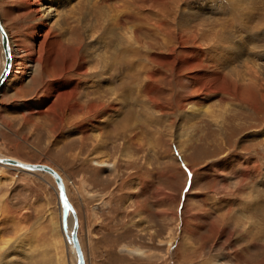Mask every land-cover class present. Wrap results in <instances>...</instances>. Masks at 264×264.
<instances>
[{
	"label": "rangeland",
	"instance_id": "rangeland-1",
	"mask_svg": "<svg viewBox=\"0 0 264 264\" xmlns=\"http://www.w3.org/2000/svg\"><path fill=\"white\" fill-rule=\"evenodd\" d=\"M106 1L112 6L120 0ZM136 1L141 18H122L120 33L135 26L137 41L125 34L119 49L109 38L86 40L93 45L87 72L78 71L80 63L69 48L81 28L74 21L79 14L71 10L62 30L57 25L43 29L36 38L44 49L37 53L43 67L35 72L27 60L22 83L0 92V154L61 174L79 215L86 264H264V57L248 59L251 52L264 53V0H213L225 13L211 14L212 19H231L215 29L233 39L227 51L235 49L234 56L226 53L230 59L220 55L216 67L210 62L217 57H209L213 45L204 40L203 30L187 35L195 22L185 11L194 8L201 15L209 2ZM86 6H80L82 16ZM131 7L123 11L131 13ZM0 14L11 44L17 45L31 18L19 0H0ZM184 20L182 29H187L180 37L173 28ZM48 31L52 34L46 37ZM238 48L244 58L236 57ZM184 53L188 59L201 53L203 74L222 75L225 81L215 86L216 92L196 79L199 68L178 72L175 63H161L179 61ZM252 63L260 66L257 72L250 69ZM3 65L0 43V75ZM173 68L177 76H171ZM103 71L109 82L103 86L121 90L126 107L114 122L95 123L82 134L80 123L91 124L99 114L85 113L84 105L100 96L92 87ZM253 76L250 87L244 78ZM70 79L79 87L75 93L61 91L34 110L25 106L48 99L54 84ZM246 86L250 90L244 93ZM108 91L105 87L101 96ZM68 92L71 96L64 94ZM129 115L135 126L128 143L124 124ZM0 171V254L6 259L10 247L14 256L23 248L25 255L19 254L16 264H77L68 245H58L63 210L53 178L9 166Z\"/></svg>",
	"mask_w": 264,
	"mask_h": 264
},
{
	"label": "bare ground",
	"instance_id": "bare-ground-1",
	"mask_svg": "<svg viewBox=\"0 0 264 264\" xmlns=\"http://www.w3.org/2000/svg\"><path fill=\"white\" fill-rule=\"evenodd\" d=\"M72 1H75V3H76L73 6L71 5ZM135 1L136 0H120L117 3H115L114 5L110 6L109 4H106L107 3L106 0H79L78 2L76 0H19V3L23 7L24 12L27 14L28 17L31 18V21H32L31 24H30L31 27L29 28L28 31H26L25 36H23V38H21L19 43L17 45L13 46V44H11V39H10L9 32H8L7 28L3 25V22H2V19H1V14H0V24L2 25V28H3L4 33L6 35V38H7V41H8V48H9V55H8L9 68H8V71H7V74H6L5 78L0 83V92L3 91L4 87L5 88H7V87H9V88H17L19 86V84L22 83V79L25 77V75H27V72L29 70V68L27 66L28 65L27 60H29L30 63L34 64L33 67H34V71L35 72H39L40 71V69L43 67V65H41L42 64V62L40 60L41 56L39 58H37V53H39L41 51L40 53L42 55V50H44V49L41 47V45H40V47L37 45V43H36L37 36H39V34H41L43 29H45V28L48 29L49 27H51L53 25L60 26V29L62 30V23L61 22L63 20H67V18H68L67 14L68 13L71 14V10H73V14L74 13L75 14H79V16H80L79 17V21L76 20V19L74 21L77 23V26H79L81 28L80 29H76L77 33L72 38V42L70 43V46H69V48L74 50V53H75L74 60H77L78 63H80L79 64V69H78V71L80 73H82L86 69H88V68H86L87 67L86 63L91 62L93 60V56H92L93 54L91 52V50L93 49V45L87 46L86 45L87 43L85 44L86 40L91 42V41H94V40H96V41L99 40L100 41V38H102V39L109 38V39H111L110 43H112L114 41V47H116V48H119L120 43H118V42L121 41V37L124 36L125 34L127 36H129L130 38H132L134 41L135 40L137 41L138 38H136L137 36H136L135 31H137L138 29L136 28L137 29L136 30L135 26H130L129 27V30H130L129 32H127L128 30H126V31H123V32L121 31V33H120V30L123 29L121 27L124 24V22L122 21V18L129 17L128 19H131V17H134L135 20L138 19L137 18L138 16L141 18L140 12L138 11L139 9L138 8L136 9V5H135L137 1L136 2ZM171 1H173L174 5H176L177 0H171ZM205 1L209 2V5L203 8L205 10H201V11H204V12H201V15H200V11L199 10L195 11V10H193L194 8L191 11L190 10L188 11V9H189V7H188V9L185 11L186 15L188 14V12H189L190 15H192L193 22H195V23L197 21L201 22V23L197 22L196 24L194 23L195 26L193 24L190 27V29H192V31H190V32H192V33H187V35H194L196 33H199L198 30H201V29L203 30L202 31L203 33H201L202 37L204 38V40H209L211 42V45H213L212 46L213 48H211L212 51L209 52L210 53L209 57H215V58L217 57L218 61L213 60V61L210 62L211 65H213L212 67H214V65L216 67L217 65L215 64V62H219L218 57L221 58L220 55L226 57L225 59H230V58H232V56L230 57V56L226 55V53H231V54L233 53V56H234V50L235 49L234 50L230 49L229 51H227L228 48H229V45H231V42H233V39L230 36V38H231L230 39L231 42H230V40L228 38L221 37L224 34H220L218 32V30L215 29V27L218 25V23L220 21L218 19H214L213 20L212 17H211L213 14H215L216 17H218L219 15H224L225 12L223 11V8H221V6H218L220 4L217 5V1L216 2L214 1L215 3L213 2V0H205ZM120 3H122V4H120ZM83 4H87V6L85 8V16H82V11L80 9V6L83 5ZM130 4H132V6H133V7H131V10H129V11H131V13L123 11V10H125L124 8L128 7V5L130 6ZM224 4L222 6H225ZM70 7H72V8L69 9ZM225 7H227V6H225ZM66 8H67V10H64V12H62V9H66ZM11 14H12V12H11ZM75 14H74V16H76ZM226 14H227V12H226ZM221 17L222 16H220V19H222V22L219 23L220 24L219 27H221V24L224 26V22H227V21L230 22L231 21L230 18L229 19H226V18L223 19ZM224 20H226V21H224ZM206 21H208V22H206ZM83 23H86V25H85L84 29L82 30ZM163 24L166 25L165 22H162V25ZM173 24H175V22ZM179 25H180V28H173V31L178 32V35L180 37H182V35H184L185 29H187V28L182 29V26L186 27L185 20H184L183 23H180ZM168 27L171 29L172 24L168 25ZM99 28H102V30H99ZM224 28L225 27H223L222 30L220 28V30L224 32L225 31ZM133 29H134V32H133ZM128 33H130V34H128ZM51 34L52 33H50L48 31V33L46 34V37H49V35H51ZM23 35H24V33H23ZM54 36H55V38H58V35H54ZM127 36H126V38H127ZM247 40L249 41V39H247ZM123 41L125 42V40H123ZM0 43H1V36H0ZM117 43H118V45H117ZM249 43H250V41H249ZM125 44H126V42H125ZM252 46H254V45L252 44ZM1 47H2V43H1ZM120 47H122V46H120ZM197 47H201V46L197 45ZM220 47H222V48H220ZM184 48L185 47H183V50H184ZM214 48H215V50H214ZM2 49H3V47H2ZM131 50H132V48H131ZM236 50H237V54H238L236 57H238V59L241 56L244 58V56L242 55L243 54V51H242L243 49L238 48ZM184 52H188V50H184ZM3 53H4V51H3ZM201 53H202L203 56L206 54V52L204 53V51L203 52L201 51ZM201 53L199 54L200 57L198 56V58L197 57H192V58L188 59L185 56V53H184V57L180 58L181 61L180 60L178 61V59L175 58V59H171L170 61H164V62L161 61V63H163V66H164L165 63H167L168 65L172 64V63H175L177 65L176 69H177L178 72L182 71L183 69H185L187 67H190V68H196L197 67V68H199V72H198L199 74L197 73L198 76H197L196 79L199 80L200 83H203L202 81H207L206 82L207 86L210 89H213L212 91H215L214 90L215 86L218 85V84L220 85L223 81H225V79L222 77L221 74H217V73L216 74L213 73L214 75H210L208 73L203 74V72H207V71H205L204 65H206V64H204L205 61H203V59L201 58V56H202ZM251 53H252V55L249 56L248 59L264 57V53L259 52V50H257L256 52L255 51L251 52ZM132 54H131V56H132ZM107 57H108V55L106 53H104L103 56H102V58H103L102 61L105 62L106 59H108ZM134 58H135V54H134ZM229 61H231V60H229ZM247 62H248V60H247ZM251 62L252 61H250L248 63H251ZM73 63H74V61H73ZM179 63H180V65H179ZM5 64H6V57H5V54H4L3 70H4V67H5ZM208 66H210V65H208ZM212 67H208V68L210 69ZM250 67H251L250 68L251 70L253 68L257 72V67H260V66H258V64L252 63ZM95 69H97V68L95 67ZM43 72H44V69H43ZM85 72H87V70ZM173 72H174L173 73L174 75L172 74L171 76H177L175 68H173ZM103 73H104V71L101 72L100 75L96 76V78H98V79L94 78L96 80V81H94L96 85H95V87L94 86L92 87V89H94V90L97 89V91H94V92H96V94L99 93L100 96L99 97L96 96V98H92L91 99L92 101H85L87 103L84 102L85 103L84 106L87 107L86 108L87 112H85V113H92V112L96 111V112H99V114H97L98 116H96L95 119H93V122L91 124H88V122H91L92 120H88V121L84 120L85 122L82 121V123H80V127H78V128L80 129L79 131L82 134L87 132V130H89L87 128H89L90 126L94 127L95 123H96V126H104L107 123H110L112 121L114 122V119L117 116H119V114L121 113L122 109H124L126 107L124 105L125 101L123 100V94L121 93V90L119 91V89L117 87H115L114 84H108L107 86H103V83L108 82L107 80H103L104 79L103 76H102ZM146 74H147V72H146ZM154 75H157V74H154ZM138 76H139V74H138ZM244 76H245V74H244ZM0 77H1V75H0ZM153 77H155V76H153ZM91 79H93V78H91ZM147 79H149V78H147ZM227 79H229V78H227ZM246 79L248 81H245ZM69 81H70V83H68ZM69 81H67L65 83H63V82L58 83V86H56L54 84L52 86V88L49 89V90H51V93H50V95H48V99H42V100L36 102L35 105L33 104L32 106L31 105H26V104H25V106L28 107L30 110H34L37 107L44 106L43 105L44 103L50 102L51 96H53V95H55L57 93L61 94V91L65 92L67 90H71L70 91L71 94L75 93V91H78L77 90V89H79V87H77L78 85L72 84L71 79ZM253 81H254V76L252 78H249V77H245L244 78V83L248 82L250 87L251 86L254 87L255 83H253V85L251 84ZM149 82H151V80ZM148 84L151 85V83H148ZM105 87H107V89L109 90L108 92H110V94H109L110 96L109 95L101 96L102 95V90ZM250 87L248 86L246 89L243 87L244 88V90H243L244 93ZM195 91L196 92H200L199 90H195ZM70 93L68 92V93H64V94H70ZM240 93H241V91H240ZM71 94L69 96H71ZM144 94H145V92H144ZM146 95H148V94H146ZM251 98H252V96H251ZM160 108L163 109V107H160ZM180 108L182 109V107H179L178 110H180ZM190 115L195 116V115H198V113L192 112V114L190 113ZM187 117L189 118V115H187ZM91 118H92V115H91ZM126 118L128 120L125 121L124 125H125L126 129L128 130V135L126 134L125 138H127L128 143H129V140H131L133 138L132 137V134H133V130L132 129L134 128L135 123L132 122L130 115L128 117H126ZM5 159H13V160H17V161H20L22 163H25L24 161H22L20 159L6 157V156L0 154V161L1 160H5ZM0 166L1 167L9 166V167L17 168V169H19L21 171L32 173V174L33 173H38V172L46 174V173L40 172V171H29V170L23 169V168H21V167H19L17 165L11 164V163L9 164V163L0 162ZM45 166H47V165H45ZM48 167H50V166H48ZM51 169H53L60 176L62 184H63V189H64V193L66 195V198H67L69 204L71 205L72 209L75 212V217H76V222H77L76 223L77 224V229H76L77 240H78V243H79V246H80V249H81V253H82V256H83V259H84V264H86V262H87L86 261L87 260L86 259V255H85V253L83 251V245L81 243L80 236H79L80 220H79L78 212H77L76 208L74 207L73 203L71 202V200L69 199L68 187H67L66 181L64 180V178L61 176V174L59 172H57L54 168H51ZM0 174H2L1 171H0ZM58 196H59V193H58ZM59 200H60V197H59ZM60 203H61L63 212H62L61 222H60L61 237H60V240L58 242V245L62 246L64 244V248H65V244H67L68 247H69L68 249L71 250V254L73 256L74 262H77V253H76V251L74 249V246L72 244V241H71V231H72V228H73V225H74V216H73L72 211L70 209H66L64 207V205L62 204L61 200H60ZM22 250H23V248H22ZM134 252L139 254V255L143 254V252L141 250H136ZM60 254H61V256H59V257H61V261L65 262L62 250L60 251Z\"/></svg>",
	"mask_w": 264,
	"mask_h": 264
},
{
	"label": "water",
	"instance_id": "water-1",
	"mask_svg": "<svg viewBox=\"0 0 264 264\" xmlns=\"http://www.w3.org/2000/svg\"><path fill=\"white\" fill-rule=\"evenodd\" d=\"M0 36H1V43H2V47H3V51H4V54H5V57H6V64H5L4 70H3L2 74H1V77H0V83H1L3 81V79L5 78V76L7 74V71H8V68H9L8 41H7L6 35L4 33V30H3L1 24H0ZM0 162L9 163V164L11 163V164L17 165V166H19V167H21L23 169L29 170V171L44 172V173L50 175L53 178L54 182L56 183V186H57V189H58V193H59V197H60V200H61L62 204L64 205V207L66 209H70L72 211L73 216H74V225H73V228H72V231H71V241H72L74 249H75V251L77 253V264H84V259H83V256H82V253H81V249H80V246H79V243H78V240H77V235H76V229H77V224L76 223L77 222H76L75 212L72 209L71 205L69 204V202H68V200L66 198V195L64 193L63 184H62L60 176L53 169H51L50 167L45 166V165L22 163L20 161L13 160V159H5V160H1Z\"/></svg>",
	"mask_w": 264,
	"mask_h": 264
},
{
	"label": "crops",
	"instance_id": "crops-1",
	"mask_svg": "<svg viewBox=\"0 0 264 264\" xmlns=\"http://www.w3.org/2000/svg\"><path fill=\"white\" fill-rule=\"evenodd\" d=\"M21 243H23V241ZM29 247L32 248L31 245ZM12 248L10 247L9 250H6V252H7V258L6 259H5V257L2 254H0V264H16V261L18 259L17 257L19 256V254L25 255L23 250H20L19 254L15 255V256L13 254L10 255V252L12 251ZM27 249H26V251H27Z\"/></svg>",
	"mask_w": 264,
	"mask_h": 264
},
{
	"label": "snow or ice",
	"instance_id": "snow-or-ice-1",
	"mask_svg": "<svg viewBox=\"0 0 264 264\" xmlns=\"http://www.w3.org/2000/svg\"><path fill=\"white\" fill-rule=\"evenodd\" d=\"M189 175H191V174L189 173Z\"/></svg>",
	"mask_w": 264,
	"mask_h": 264
}]
</instances>
